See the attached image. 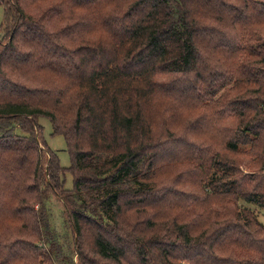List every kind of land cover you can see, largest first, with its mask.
I'll use <instances>...</instances> for the list:
<instances>
[{"label": "trees", "instance_id": "1", "mask_svg": "<svg viewBox=\"0 0 264 264\" xmlns=\"http://www.w3.org/2000/svg\"><path fill=\"white\" fill-rule=\"evenodd\" d=\"M0 1V264H264V0Z\"/></svg>", "mask_w": 264, "mask_h": 264}, {"label": "rangeland", "instance_id": "2", "mask_svg": "<svg viewBox=\"0 0 264 264\" xmlns=\"http://www.w3.org/2000/svg\"><path fill=\"white\" fill-rule=\"evenodd\" d=\"M5 17V11L4 6L0 1V25L4 21ZM6 33L3 29L0 30V40L4 39ZM169 112V111H166ZM170 113V112H169ZM39 122L44 126V136L54 150L58 153L60 162L63 166H69L71 164V156L67 149V143L66 139L63 134H54L53 133V127L51 120L45 116H41L39 118ZM174 131V130H173ZM172 131V132H173ZM181 150L174 145L172 149L169 151V153H164V155H169L170 153H180ZM169 157H161L158 160L159 165H161V172L164 173L167 177L171 174V168L170 163H166L169 160H167ZM206 165V166H205ZM205 169H208V175L213 171V167L211 166L210 162H206L204 164ZM212 167V168H211ZM243 172H251L255 169L248 165H242L241 166ZM177 173L174 172L173 175ZM65 185L68 188H71L73 186V175L70 171H66L65 173ZM248 206L249 208H253L260 218L261 221L264 222V207H261L257 204L248 202L244 199L239 200V207ZM47 219L49 222V229L46 231L45 236L47 235L46 239L49 240L52 239L54 248H52L51 242L45 243L44 245L49 247L51 251L55 253V255H61L59 259L63 257L65 254H69L73 256L74 261L76 264L78 263V254L74 252L75 248V238L73 230L70 226V223L68 222L69 218L65 212V206L63 205L62 200H60L56 195H51L50 198L47 200ZM178 218L180 220H186L189 218L188 215H186L184 212H181V209L179 212L176 213ZM132 216L130 217V219ZM53 235V236H52ZM51 236V237H50ZM43 244L42 242H40ZM186 263L187 261H183ZM187 264H189L187 262Z\"/></svg>", "mask_w": 264, "mask_h": 264}]
</instances>
